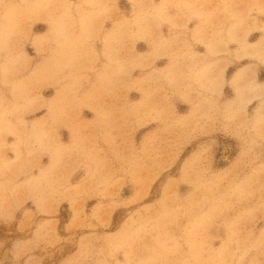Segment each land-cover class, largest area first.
I'll list each match as a JSON object with an SVG mask.
<instances>
[{"label":"rangeland","instance_id":"374dc122","mask_svg":"<svg viewBox=\"0 0 264 264\" xmlns=\"http://www.w3.org/2000/svg\"><path fill=\"white\" fill-rule=\"evenodd\" d=\"M0 264H264V0H0Z\"/></svg>","mask_w":264,"mask_h":264}]
</instances>
